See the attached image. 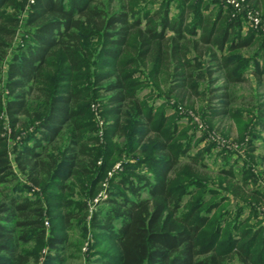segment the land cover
<instances>
[{
	"label": "trees",
	"instance_id": "obj_1",
	"mask_svg": "<svg viewBox=\"0 0 264 264\" xmlns=\"http://www.w3.org/2000/svg\"><path fill=\"white\" fill-rule=\"evenodd\" d=\"M190 1L182 0L174 18L168 5L140 16L136 7L144 0H0L1 107L8 90L7 118L0 117V264H27L25 242L54 247L68 241L47 235L42 199L15 194L19 174L57 199L60 219L72 227L86 216L87 200L96 199L108 169L123 158L124 172L109 178L115 186L108 188L106 212L96 211L90 220L118 243L119 257L106 258L107 264H264V224L229 220L221 188L251 205H259L264 193L241 189L226 169L218 177L229 180L211 177L202 155H187L191 145L175 141L176 128L165 129V118L156 123L147 100L153 94L142 95L144 87L166 85L185 103L202 95L204 72L212 77L223 71L226 84L217 97L227 108L214 114H228L242 100L228 92L248 80L232 53L252 46L255 34L242 39V17L230 20L223 6L212 16L202 12L203 1ZM246 3L264 11V0ZM23 12L25 34L17 43ZM261 49L264 39L248 60L264 82ZM95 98L110 120L104 142L95 135ZM186 156L190 160L183 163Z\"/></svg>",
	"mask_w": 264,
	"mask_h": 264
},
{
	"label": "rangeland",
	"instance_id": "obj_2",
	"mask_svg": "<svg viewBox=\"0 0 264 264\" xmlns=\"http://www.w3.org/2000/svg\"><path fill=\"white\" fill-rule=\"evenodd\" d=\"M194 1L197 2L198 0H191L190 3L193 4ZM201 1H203L202 12L206 15H216L219 8L223 6L224 13L231 14L230 20L241 16L243 19V22H240L242 26V39L248 38L252 33L255 34L256 41L252 46L232 53L238 56L234 60L236 62L234 66H239V70L244 69V77L248 80L232 85L228 92H234L242 100H240L239 104L229 106L230 113L214 114V111L220 112L219 110L224 107V109L227 108L224 102L217 97L218 94L224 92L223 86L226 84L223 71L214 73L212 77L208 76L207 71L204 72L205 77L199 81L201 84L199 91H201L202 95L194 96L193 99L191 98L192 101L190 100L185 103L177 101L174 96L168 94L169 88L166 85L162 87L163 90L156 89L151 91L150 87H144L141 89L142 95L153 94L147 100L149 109H153L156 115V123L160 124L165 118V129L174 130L176 128V132L180 135L175 141L191 145V151L187 155H202L203 162L206 164L203 167L204 171L211 177L215 180L218 178L229 180V177H218L221 170L226 169L234 172L236 178L232 182L237 184L241 189L246 191L248 189L249 191L259 189L264 193V119H261V110H264V82H259L257 77L252 73L254 64L251 60H248L257 51L258 44L262 42L264 35L258 29H254L249 25L244 11H239L236 8L233 9L232 6L227 4V0ZM238 1L243 2V0ZM181 3L182 0H144V3H137L136 10L140 16H143L149 11L164 10L165 6L168 5L171 16L175 18L180 13ZM188 11L189 20L191 21L193 20L194 12L193 10ZM259 13L264 17V11H259ZM26 18L27 12H23L19 33L16 37L17 43L21 42V38L25 34L24 24ZM223 23L224 20H221L220 25H223ZM259 56V59L264 62V49L259 51ZM244 57L246 58L245 61H241L240 59ZM246 60L249 61L247 65ZM210 65L213 64L207 63L205 66L209 67ZM5 68H7L6 64H4V72L1 74L2 80L6 78ZM211 78L220 79L215 83H210L209 80ZM169 82L173 84L172 80ZM2 87L4 88V83ZM7 94V88L3 89V107ZM243 104L245 106H240ZM3 107L0 106V117L5 119L7 115ZM237 109L243 112L238 113ZM104 110L105 108L100 99L95 98L91 105V111L97 123L95 135H100L101 141L105 139V131L108 124H110V120L103 114ZM234 112H236L238 118L233 117ZM6 128L5 134L9 135L10 129L8 123H6ZM153 136L151 135V138ZM39 137L40 134L37 133L36 138ZM9 140L10 143L15 141L12 138H9ZM129 158L131 161L135 160L133 154ZM124 160L126 159L117 160L108 169L106 173L107 177L100 183L101 189L96 199L89 198L87 200L88 210L86 211V216L82 217L80 225L76 221L75 223L73 222L72 227H69L68 223L65 224L60 219L62 214L60 202L41 191L40 188L33 187V185L30 186L24 175L19 174L21 181L14 187L15 194L21 197L31 196L42 199L47 214V221L45 222L47 235L55 234L68 238L65 244H57L54 247L46 244L39 245L35 241L23 243V249L27 251L29 256L27 264H56L60 261H63L64 264H107L106 258L111 257L116 259L119 257V246L115 236L107 231L92 227L90 220L94 212H100L101 209L103 210L102 214L106 212L108 203L105 200L109 197L108 188L115 186V184L111 186L109 178H114L115 174L124 172ZM182 160L183 163H186L190 158L186 156ZM145 167V164L142 165V168ZM26 184L29 186H26ZM211 186L219 187L217 182H214ZM73 196L72 198L79 200L77 195ZM221 196H225L228 199L225 200L222 206L224 210L228 208L231 210L229 220L231 218L237 221L249 219L252 226L264 224V198L259 205H251V203L231 196L224 188H221ZM254 208L258 213L254 212ZM33 250H36L38 253H33Z\"/></svg>",
	"mask_w": 264,
	"mask_h": 264
},
{
	"label": "built area",
	"instance_id": "obj_3",
	"mask_svg": "<svg viewBox=\"0 0 264 264\" xmlns=\"http://www.w3.org/2000/svg\"><path fill=\"white\" fill-rule=\"evenodd\" d=\"M227 4L232 6L233 9L236 8L239 11H244L248 18L249 25L254 29L264 32V17L259 13V11L250 8L246 3V0H243L242 3L238 0H227Z\"/></svg>",
	"mask_w": 264,
	"mask_h": 264
}]
</instances>
